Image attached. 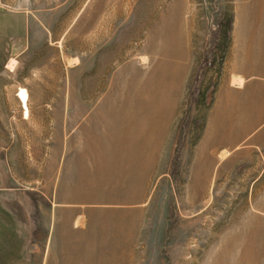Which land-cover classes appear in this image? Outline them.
I'll list each match as a JSON object with an SVG mask.
<instances>
[{"label":"rangeland","instance_id":"374dc122","mask_svg":"<svg viewBox=\"0 0 264 264\" xmlns=\"http://www.w3.org/2000/svg\"><path fill=\"white\" fill-rule=\"evenodd\" d=\"M251 8L258 16H251ZM26 32L36 40L27 44ZM181 43L180 56L174 48ZM259 43L264 49V0H0V147L12 143L9 160L0 151V255H21L30 233L36 246L54 241L66 218L69 239L102 243L115 253L116 264H214L228 245L227 264H247L248 247L262 256L256 264H264V240L258 237L264 236V143L241 150L234 166H203L206 176L194 177L191 168L214 92L240 84L227 80L240 65L264 67ZM243 58L249 61L239 62ZM18 87L28 93L26 120L14 95ZM42 96L93 99L60 107L86 106L92 110L89 123L107 121L112 135L107 145H139L105 150L98 191L80 186L68 191L72 200L87 204H60L36 184L24 185L29 202L20 190L2 189L17 187L15 174H37L38 157L48 151L60 162L55 185L60 195L76 168L66 120L59 131L52 120L35 119L36 111L59 106L33 102ZM102 96L116 101L96 103ZM172 104L173 127L163 136ZM84 127L82 121L80 131ZM161 137L154 168L150 148ZM80 141L75 143L83 164L89 150ZM139 157L144 161L137 175L133 165ZM251 233L259 240L250 242ZM87 252L77 245V264H92Z\"/></svg>","mask_w":264,"mask_h":264},{"label":"crops","instance_id":"0c3cea01","mask_svg":"<svg viewBox=\"0 0 264 264\" xmlns=\"http://www.w3.org/2000/svg\"><path fill=\"white\" fill-rule=\"evenodd\" d=\"M258 10L251 8V16H258ZM40 26L45 29L44 22H38ZM254 26L258 22H252ZM161 26V25H160ZM159 29V28H158ZM167 31H170V28ZM173 31V28H172ZM26 32L25 40L28 44L29 41L36 40L28 35ZM155 33L154 35H156ZM154 35L151 39H154ZM173 35V34H172ZM166 37V36H165ZM163 35L159 38L162 41V46L165 48L168 44V40H166ZM162 47V48H163ZM261 53L264 52L263 47L261 48L260 43L255 47ZM25 50V49H24ZM24 50L19 53L20 55L24 54ZM27 50V49H26ZM170 48L165 50L164 55L170 53ZM174 52L179 50V55L182 53V43L179 48L175 46ZM173 52V50H172ZM249 61V59H239V62ZM251 61V60H250ZM238 71L235 74L229 75L227 80L235 79L236 81H240V84L231 85L229 83L225 85H221L213 94L212 98V108L208 112L206 117V122H204V126L202 132L198 135L194 143V154L192 157L191 168L193 169L192 175H207L206 171H203L201 168L209 167L213 168L216 164L218 166L231 165L234 166L238 160L242 159L240 155L241 150L244 148L252 149L255 145L264 143V74H260V72H264V67H256L255 65L247 66L240 65L238 67ZM170 90L173 94L174 92V84L171 83ZM17 92H14L16 95ZM1 97V96H0ZM42 99L39 97H33L34 103H54L59 104L58 107H53L52 111L45 112L44 111H36L35 119L39 120H52V123H56L58 130L61 128V121L66 120L65 126L70 127L69 138L73 140V148L75 149V160L73 165L76 167L75 169H71L69 176L65 180L64 189L65 191L60 195L57 189H55L56 179L58 177L59 163L51 152L48 151V154L42 155L38 157V173L37 174H25L19 175L15 174L14 182L17 187L11 188L8 186L7 188L10 190H20L25 193V198L28 201V193L24 185L36 184V186L44 193H47L53 201H59L60 204H64L66 206H76L87 204L86 202H76L72 200L74 198L71 193L68 191L72 190L74 186L78 188L80 186L81 189H90L91 192L98 191L100 184L102 183L101 174L105 175L104 170L100 171V166L104 164L106 160L105 150H114L118 153L121 149H127L128 147L136 148L139 145L127 146V145H107L104 142L108 140V137L112 136L109 132V123L107 121L101 122L99 120H95V122H88L90 117V112L92 110H87L86 106H77L72 109L67 107L65 111L61 110L60 104H88L93 103V99L82 98L78 96H52L46 97L42 96ZM116 99H110L106 96H102L99 100L96 101L98 104L109 102L112 104ZM174 103V102H173ZM240 109H236L237 107ZM234 108L232 111H226L225 108ZM173 104L171 106L169 118L167 119L164 126V135H168L170 129L173 127L174 120V112H173ZM23 113V112H22ZM23 120L25 119L23 115H21ZM97 115V117H99ZM27 119V118H26ZM25 119V120H26ZM82 121H84L85 127L82 131ZM54 128V127H53ZM55 129V128H54ZM261 133V134H260ZM60 134V133H59ZM59 134L56 138V142L59 141ZM80 140H85L88 144L85 150H89V154L87 153V161L83 164L80 161L81 149L78 151V146H76L77 138ZM54 141V138H52ZM80 141V143H81ZM55 142V141H54ZM162 142V137L160 139L155 138L154 143L151 145V154L148 159L149 164L153 162L152 167L155 168L157 161V152L158 147ZM75 143V144H74ZM80 145V144H79ZM245 145V147L243 146ZM12 148V143L8 147H0V151L4 152V156L9 160V152ZM72 148V149H73ZM56 150L53 151L54 155ZM83 154V153H82ZM57 156V155H55ZM108 156V155H107ZM143 158L139 157L138 160L134 158V163L136 167V174L140 173V166ZM144 161V160H143ZM205 163V164H202ZM55 167V168H54ZM221 167V168H222ZM114 175L118 174L116 170H114ZM128 174H133V168L128 170ZM81 179L82 182L80 184H74L72 181H76ZM1 189V188H0ZM33 190V188H31ZM1 191V190H0ZM60 197L63 199L58 200ZM91 198H108L107 196H100L92 194ZM29 202V201H28ZM69 214V213H68ZM69 217V215L65 216ZM68 219H62V230L58 229L56 239H47L43 240L39 245H35L32 240V234L30 233V241L23 242L21 244V248L24 249L21 255H0V264H77L76 259V247L77 245L86 246L87 255L89 256V252L92 256V264H116L117 259H115V253L111 252L108 247H103L102 243L96 244L95 241H90L87 243L79 244L77 240L69 239V230L67 229ZM64 224V225H63ZM262 224V223H261ZM75 226H79L76 224V220L74 221ZM81 226V225H80ZM54 232V228L52 230H48V235ZM60 232H62L60 234ZM64 233V235H62ZM64 238H58L60 237ZM83 236V235H82ZM49 237V236H48ZM79 237V236H78ZM260 238L259 241L264 240V236L261 234L258 236ZM84 239H86L83 236ZM14 246V243H10ZM97 255L98 258L95 259L94 256ZM106 258V260H105ZM264 258V255H263ZM263 261L262 256L259 259V262Z\"/></svg>","mask_w":264,"mask_h":264},{"label":"bare ground","instance_id":"6f19581e","mask_svg":"<svg viewBox=\"0 0 264 264\" xmlns=\"http://www.w3.org/2000/svg\"><path fill=\"white\" fill-rule=\"evenodd\" d=\"M12 62H9L10 64H7V66H6V68L9 69V71H12L13 66H15V65H13ZM17 90H18L17 98H18L19 102L22 104L23 116L25 119L29 118V110H28V105H27L28 93L24 88H19ZM251 236H252V233L250 234V238H251ZM246 238H248V236ZM250 238H249L250 242H253V240H258V237L255 238L254 236H253V238H251V239ZM226 243L229 244L230 241L226 242ZM248 251H249V254H248V258H247L248 259L247 264H253V263L256 264L257 262H259V259L261 258V254L254 253L250 247H248ZM228 256H229V245H228V250H226V248H224L221 252H219L216 255V258L213 260V262H214V264H227L226 262H227Z\"/></svg>","mask_w":264,"mask_h":264},{"label":"trees","instance_id":"16d2710c","mask_svg":"<svg viewBox=\"0 0 264 264\" xmlns=\"http://www.w3.org/2000/svg\"><path fill=\"white\" fill-rule=\"evenodd\" d=\"M1 60H2V58L0 57V64H1Z\"/></svg>","mask_w":264,"mask_h":264}]
</instances>
